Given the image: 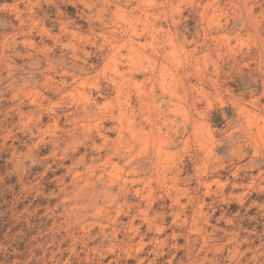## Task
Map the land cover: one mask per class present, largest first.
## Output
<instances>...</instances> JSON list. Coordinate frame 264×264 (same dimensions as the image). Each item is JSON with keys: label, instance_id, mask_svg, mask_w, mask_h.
I'll use <instances>...</instances> for the list:
<instances>
[{"label": "rangeland", "instance_id": "rangeland-1", "mask_svg": "<svg viewBox=\"0 0 264 264\" xmlns=\"http://www.w3.org/2000/svg\"><path fill=\"white\" fill-rule=\"evenodd\" d=\"M0 264H264V0H0Z\"/></svg>", "mask_w": 264, "mask_h": 264}]
</instances>
